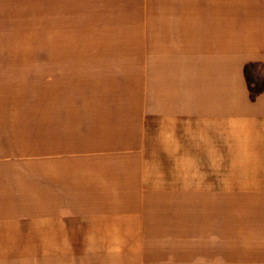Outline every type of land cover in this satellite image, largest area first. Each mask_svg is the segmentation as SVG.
<instances>
[{
  "label": "crops",
  "instance_id": "crops-1",
  "mask_svg": "<svg viewBox=\"0 0 264 264\" xmlns=\"http://www.w3.org/2000/svg\"><path fill=\"white\" fill-rule=\"evenodd\" d=\"M22 6L45 41L27 64L76 92L71 110L0 115L7 142L27 123L38 144L0 160V264H264V90L251 97L245 73L264 74V0ZM223 198L230 256L158 254L205 242L224 215L205 205Z\"/></svg>",
  "mask_w": 264,
  "mask_h": 264
},
{
  "label": "rangeland",
  "instance_id": "rangeland-1",
  "mask_svg": "<svg viewBox=\"0 0 264 264\" xmlns=\"http://www.w3.org/2000/svg\"><path fill=\"white\" fill-rule=\"evenodd\" d=\"M27 3L36 4L37 0H0V61L4 59L6 63L9 62L8 59H11L13 62L14 60L18 61L20 59L19 62L14 63L15 67H24L25 64L27 65L25 69L14 68L7 71H0V80H3L0 82V115L2 113H11L16 116H33L40 114V105H44L47 108L50 107L51 109L55 108L53 110L54 112H63L66 109L71 110V102L73 100L71 96L75 90H72L71 86L75 82L72 83L73 80L70 77V73L39 72L32 70L34 68L33 66H35L33 65L34 62H30V64L32 63L31 66L28 65L29 59H37L38 49L45 45V41L41 39L43 30H41L40 26L42 25L37 22L40 18L38 16L40 10L36 7L31 9L24 8L22 5H26ZM29 53H32L31 56ZM20 54L23 56H20ZM24 59L26 62L23 61ZM248 78L252 86L260 85L263 82L264 74L259 65L253 64L249 66ZM83 85L85 86L86 82L79 84V86ZM49 96L52 97L51 99L58 97V103L54 104L51 102L50 106L49 104H44L45 99H48ZM76 102H74L73 107L83 106V104H75ZM53 105H57L61 110L53 107ZM7 110L9 112H6ZM2 118L0 117V123L3 120ZM31 122L32 129H36L34 130L36 132L39 121L32 119ZM16 127L19 132L9 135V137L20 144L7 142V138L3 135L6 131L0 129V160L16 161L25 158L28 159L30 157L29 151H27L28 154L24 155L26 152L24 153L23 150L38 146L36 144L37 142L31 143L34 137H31L32 135L28 133L29 126L27 123L16 124ZM5 128L6 130H12V126ZM62 137L65 140L66 136ZM1 169L5 171L11 170V168L0 167V171ZM229 187V184H224V192H228ZM226 188L227 190H225ZM215 203L217 204L215 205ZM229 204L230 199L223 198L221 200H215V202L208 201L205 205V208L211 210L217 208L216 213L218 215L224 213L223 226L219 224L215 227L214 224H211L212 229H208L207 240L205 242L196 239L198 237H196L194 232L190 234L191 238L189 241L185 242L182 239L177 241L168 238L164 243L170 246L159 248L158 254L163 255L169 253L174 256H184L197 255L199 253L207 256H230ZM185 207L188 208L189 206ZM217 219L219 220V216H217ZM190 227L192 230L194 229V225ZM181 228L179 230L180 233L177 232L178 234H183ZM169 235H172V233H169ZM184 244L185 247L183 246ZM0 252H2V249H0Z\"/></svg>",
  "mask_w": 264,
  "mask_h": 264
},
{
  "label": "trees",
  "instance_id": "trees-1",
  "mask_svg": "<svg viewBox=\"0 0 264 264\" xmlns=\"http://www.w3.org/2000/svg\"><path fill=\"white\" fill-rule=\"evenodd\" d=\"M251 65H253V64L251 63V64L246 65L245 73H246V77L248 79V87H249V90H250V96L254 97L258 93H260L262 90H264V80H263V82L260 85H254V86L251 85V82H250V80L248 78V68Z\"/></svg>",
  "mask_w": 264,
  "mask_h": 264
}]
</instances>
